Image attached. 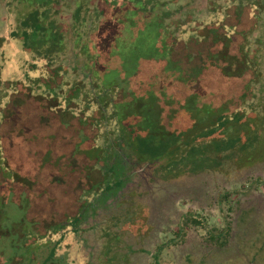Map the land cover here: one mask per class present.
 I'll return each instance as SVG.
<instances>
[{
  "label": "rangeland",
  "instance_id": "obj_1",
  "mask_svg": "<svg viewBox=\"0 0 264 264\" xmlns=\"http://www.w3.org/2000/svg\"><path fill=\"white\" fill-rule=\"evenodd\" d=\"M166 1L169 2L165 5L167 9L191 5L205 10L215 5L210 0ZM107 4L109 0H0V96H5L0 101V146L4 143L6 149L2 153L0 147V187L5 185L12 168L17 172L11 184V201L9 198L4 206L0 204V264H42L54 245L58 247L55 252L62 253L64 260L56 256L54 261L49 260V264H85L86 259L97 261V257L101 259L98 261L100 264H108L104 256L109 249L111 258L127 253L122 264H155L152 254L160 244L174 236L180 215L191 212L202 214L209 227L219 229L225 221L230 223L226 245L215 251L208 235L200 228L191 227L180 243H165L167 246L163 247L158 257L160 264H197L202 258L206 264H264V247L256 261L251 259L257 246L256 239L257 243L262 241L264 245V184L249 185L255 178L264 180V128L260 132L262 145L256 154L249 159L242 157L224 161L215 169L163 179L154 173L155 164H138L135 175L114 203L90 216L78 235L69 232L62 243L57 242L59 234L64 231L63 225L71 220L69 216L79 210L78 198L82 196V191L102 178L92 143L99 130L94 128L96 116H89L87 107L68 103L70 98L76 99L72 94L81 86L74 87L71 82L66 85L64 81L56 84L54 74L45 73L42 63L46 61L41 58L34 42L35 29H30L28 35H24L22 29L25 17L34 15L37 10L40 24L44 27L41 40H48L42 42V48L57 44L58 33L53 25L61 26V30H67L64 41L66 51L69 53V48H81L90 58L92 51L89 46L92 47L93 41L87 37L89 28L93 26V29L106 32L122 15L120 12L116 15L115 12L110 13ZM133 13L130 11L128 16L132 17ZM233 17L236 21L227 19L226 24L230 26L225 30L230 46L237 43L234 40L231 44V33H241V29L231 27L233 24L240 26L239 18ZM252 21V17L247 20L242 18L241 28L248 29ZM15 33L17 38L12 37ZM259 33L254 31L252 38ZM81 50L80 65L85 58ZM161 51L149 50L148 58L145 54L139 57H145L147 66L146 70L141 68L133 77L135 88L131 93L122 94L120 89L111 91L120 119L124 118L123 109L132 104L128 114L130 121L122 124L132 123L143 113L157 118L158 113L167 126L184 130L185 113L194 109L195 104L213 103L215 107L221 100L233 97V88L240 83L241 76H236L237 72L225 78L219 73L216 62L222 59L209 56L207 61L213 63L212 69L202 70L205 74L197 77L179 51L171 59L159 58ZM230 52L237 54L238 49ZM261 58L264 75V54ZM173 63L179 64L180 73L176 66L173 68L176 71L171 69ZM110 72L113 73L108 70L99 74L96 92L101 93V100L104 99L102 89L109 87L106 82L114 74ZM176 74L179 75V83L173 89L168 87L171 79H167L166 83L163 80ZM153 77H157V87L148 94L147 89L151 86L148 84L154 80ZM209 77L216 81L213 86ZM76 79L83 83L82 75ZM261 82H264V76ZM196 90L197 96L194 97ZM57 94L61 98L53 97ZM24 95L34 97L25 99ZM148 95L152 99L150 105L154 106L150 111L145 110ZM189 97L194 99V103L189 102ZM50 98L53 99L49 101ZM231 105L236 106V103ZM175 116L184 121L180 122ZM243 127L245 129L241 131L246 136L250 135V127ZM199 130L191 138L198 136ZM3 154L7 156L8 165L3 162ZM2 165L6 168L3 169ZM97 186L94 184L92 187ZM249 186V190L245 191ZM238 188L243 192L220 204L221 192ZM24 193L28 194L30 204L27 197L24 199ZM106 236H125V243L120 248L122 252L118 247L114 250ZM128 245H132V251Z\"/></svg>",
  "mask_w": 264,
  "mask_h": 264
},
{
  "label": "trees",
  "instance_id": "obj_2",
  "mask_svg": "<svg viewBox=\"0 0 264 264\" xmlns=\"http://www.w3.org/2000/svg\"><path fill=\"white\" fill-rule=\"evenodd\" d=\"M210 1L211 4L215 5L208 6L203 10L191 5L167 9L165 5H168L169 2L166 0H109L107 5L110 7V13L115 12L116 15L117 12H120L122 15L119 19H115L112 27L106 32H100L97 28L93 29V26L89 28L90 31L87 33V37L93 41L92 47L89 46L92 51L90 58L85 55L81 48L79 50L69 48L70 52H67L68 50L64 46L65 31L67 30H61V26L53 25L58 33L57 44L42 48V42L48 40H41L44 27L40 24V14L35 10L34 15L25 17L22 31L24 35H28L29 32L31 33L30 29H35V32H33L36 34L34 42L37 43V48L40 50V52H36H39L41 58L46 61L42 63L45 73L54 74L56 84L64 81L66 85L71 82L74 87L75 85L81 86L72 94L76 99L73 100L69 97L68 103L78 105L81 108L87 107L90 112L89 116H96L97 123L94 128L99 130L96 139H93L92 143L93 149L97 153L100 164L98 170L102 178L97 181L98 183H92L90 188L82 191V196L78 198L79 210L74 215L69 216L71 219L69 221L70 227L69 224L63 225L62 229L64 231L59 234L60 239L57 242L62 243L69 232L79 234L82 230V223L86 220L87 211L89 216H94L98 207H108L117 200L134 173L130 172L132 168L130 160L138 163L155 164L154 173L163 179H172L184 173H199L218 168L227 160L242 157L249 159L256 154L258 147L262 145L261 141L263 139H260V132L264 128V82H261V80L264 75L261 69V57L264 54V0ZM247 10H249V13ZM130 11L134 12L132 17L128 16ZM233 16L236 19L238 17L240 21L242 18L245 20L248 17L253 18L251 27L248 29L241 28L240 21L239 27L234 24L231 26L233 29H241L240 34L231 33V44L234 40L237 42L233 44L235 47L230 46V43H228V34L226 35L225 31L230 26L226 24V21L230 19L236 21ZM112 17L115 18L114 15ZM33 25H35L34 28ZM254 31L260 32L256 38H252ZM12 37L17 38L18 34L15 33ZM24 45H26L25 42ZM135 46H140V48ZM215 47L218 48L212 52ZM236 48L238 49L237 54L230 52V50ZM156 49L162 50L159 58L166 59L173 58L175 53L179 51L183 54L182 57L185 63L191 67L192 74L197 77L205 74L202 70L212 69L213 63L210 64L207 59L210 58L209 56L215 55L217 60L222 59L216 62L217 71L225 78H229L232 73L238 72L239 74L236 76H241V81L234 86L232 98L221 100V103L218 102L215 107L212 105L213 103H202L206 106L195 104L197 108L194 106V109L187 110L185 117L183 116L185 120L184 130L167 126L164 124L161 114L158 113L157 118L149 113H143L140 118L124 125L122 122L130 119L128 114L132 104L123 109L125 119H120L117 112L118 107L115 104V99L112 98L111 91L120 89L122 94L131 93L135 88L133 77L141 68L144 67L146 70L147 60L144 58L150 56L149 50L154 51ZM80 50L85 57L82 65L78 63ZM144 54L143 59L139 58L140 56L143 57ZM174 66L177 67L176 70L180 73L179 64L173 63L171 67L172 70L176 71L173 69ZM108 70L113 71L114 74L110 72L113 75L106 82L109 87L102 89L104 99L101 100V93L99 95L96 92V86L100 81L99 74L108 72ZM79 75H82L83 80H86L81 79L84 84L76 79ZM160 76L162 75L158 77ZM207 76L208 74L205 77ZM178 77L179 75L176 74L172 77H164L166 80L161 79L165 83L167 79H171L172 82H169L170 86L168 87L173 88L179 83ZM58 78L60 79L58 80ZM215 82L211 78L210 84L212 86ZM148 85H151L150 87L147 86V93L150 94L157 87V77ZM197 92L198 90L194 93V97L197 96ZM24 96L25 99L34 97L32 95ZM150 96L148 95V99H146V111H150L153 106L150 105L152 102ZM4 97L0 96V101ZM53 97L58 98L60 96L57 94ZM52 99L50 98L49 101ZM188 100L194 103V99L189 97ZM232 102L236 103V106L231 105ZM119 107L121 108L120 105ZM174 118L178 117L175 116ZM184 120L179 119L180 122ZM0 125H2V122ZM244 125L252 130L248 136L242 132L243 128L245 129ZM153 128L156 129L152 130ZM158 129L161 130L159 133ZM197 129H200V133H198V136L191 138ZM218 135L221 138L211 139V137H218ZM210 141L211 144H208ZM0 147L2 153L6 152L4 143ZM5 154H3V162L8 165ZM5 165L1 167L5 169ZM23 165L22 162V168ZM11 170L8 179H5L7 180L5 185L0 187V193L2 192L0 194V204L3 206L11 201L13 195L11 184L17 172L13 168ZM94 184H98V186L96 188L92 187ZM258 184H264V180L258 177L249 182L251 186H257ZM249 188L250 186L245 191H248ZM241 192H243V189L239 188L221 192L219 194L220 204L221 202H228L231 196ZM26 197L28 199L27 203L30 204L28 194L24 193V199ZM225 220L226 217H224ZM240 220L242 222L243 218ZM191 227L200 228L204 231L213 245L212 249L217 252L226 245L231 230L230 223H226V221L221 228L217 229L209 227L206 219L200 213H183L180 215L178 228L174 236L160 244L157 251L152 254L153 262L160 264L158 257L163 247L180 243ZM38 235L41 236V234ZM106 237L110 241L109 245L114 250L118 247V250L122 252L120 248L125 243V236ZM257 241L258 239H256L255 251L252 252L251 259L253 261H256L264 247L262 241L258 243ZM128 246L132 251V245ZM56 247L55 245L51 247V251L42 261V264H49V260L54 261L56 256L57 259L64 260L62 253L57 254L55 252L58 249ZM104 257L107 259L108 264H117L118 262L122 264L125 262L127 253L122 252L117 257L111 258V250L109 249ZM99 259L97 257V261H93L88 258L85 264H96L101 260ZM98 264L100 263L98 262ZM197 264L206 263L202 258L199 259ZM249 264L252 263L249 262Z\"/></svg>",
  "mask_w": 264,
  "mask_h": 264
},
{
  "label": "flooded vegetation",
  "instance_id": "obj_3",
  "mask_svg": "<svg viewBox=\"0 0 264 264\" xmlns=\"http://www.w3.org/2000/svg\"><path fill=\"white\" fill-rule=\"evenodd\" d=\"M130 163L132 164V168H131V170H130V172H134L133 173V176L135 175V173H136V171H135V169H136V166L138 165V164H142V163H138V162H136V161H132V160H130ZM146 164H149V163H146ZM132 176V177H133ZM132 179V178H131ZM101 208H99L98 207V209H97V211H96V214H97V212L100 210ZM89 220H90V216H89V212L87 211V214H86V220L82 223V227H83V224L85 223V224H87L88 222H89ZM84 228V227H83ZM82 228V229H83Z\"/></svg>",
  "mask_w": 264,
  "mask_h": 264
}]
</instances>
